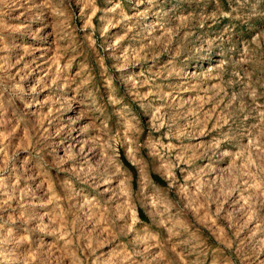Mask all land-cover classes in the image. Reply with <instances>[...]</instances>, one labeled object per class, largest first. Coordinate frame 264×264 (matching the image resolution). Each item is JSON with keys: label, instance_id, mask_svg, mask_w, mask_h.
<instances>
[{"label": "rangeland", "instance_id": "rangeland-1", "mask_svg": "<svg viewBox=\"0 0 264 264\" xmlns=\"http://www.w3.org/2000/svg\"><path fill=\"white\" fill-rule=\"evenodd\" d=\"M0 264H264V0H0Z\"/></svg>", "mask_w": 264, "mask_h": 264}]
</instances>
